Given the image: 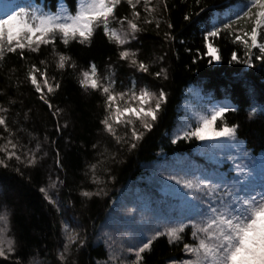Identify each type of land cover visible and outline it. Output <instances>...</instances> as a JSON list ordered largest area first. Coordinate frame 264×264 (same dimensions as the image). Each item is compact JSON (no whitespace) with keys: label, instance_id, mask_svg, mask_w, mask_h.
Returning a JSON list of instances; mask_svg holds the SVG:
<instances>
[{"label":"snow or ice","instance_id":"snow-or-ice-1","mask_svg":"<svg viewBox=\"0 0 264 264\" xmlns=\"http://www.w3.org/2000/svg\"><path fill=\"white\" fill-rule=\"evenodd\" d=\"M124 4L128 6L127 14L121 16L118 13ZM194 6L199 8L198 12L183 15V20L190 24L195 23L193 17L201 18V14L211 11L202 0H194ZM3 9L0 10V62L8 54L27 61L24 77L18 79L17 86L29 85L38 101L47 107L57 136L63 135L68 123H60L66 109L52 101L62 90L63 77L69 70L76 74L82 91L101 97L103 115L99 124L102 132L114 141L117 152L111 156L99 154L103 159L98 158L90 165L91 183L96 185V191H82L81 196L88 199L106 196L108 184L117 179L107 162L115 163L121 150L135 151L157 127L169 102V93L162 85L153 90L151 82L142 83L135 78L139 74L153 80H168V69L158 67L164 56L142 58L140 49L132 46L148 26L155 24L159 32L161 20L157 17L169 13L168 0H74V11L64 7L63 0H53L51 4L48 0H31L23 7L4 4ZM166 27L165 42L175 43V25L168 21ZM98 30H102L105 39L114 45L117 57L116 62L108 57L103 73L94 58L81 68L68 53L73 43L91 46ZM200 32L203 52L196 49L191 65L205 59L212 66L222 63L217 41L226 38L242 48L244 54L241 59L234 48L228 64L244 65L251 70L259 65L264 71V0H230L218 14L202 21ZM46 48L51 50V61L47 58L37 62L29 60L30 54H40ZM185 50L192 52L191 48ZM117 64L131 70L133 78L128 86L117 79ZM5 95L0 91V96ZM254 95L253 92L249 96L248 115L250 118L264 117V107L258 110L251 103ZM7 103L9 107L0 105V166L8 168L10 162L15 161L26 167H36L42 160L43 142L33 138L35 147L30 146L31 141L29 144L22 142L19 133L23 130L16 128L17 122L10 119L11 107L16 101L10 99ZM235 111V107L217 103L209 96L197 110L178 119L169 142L172 145L198 143L211 151L226 141L230 149L235 146L242 149L241 125L225 121L226 114ZM45 139L50 144L57 142ZM97 148V144L92 145L94 151ZM244 155L251 157V153ZM55 156L56 167L62 169L59 148ZM239 159L233 156L232 170L226 174L197 171L164 177L165 182L178 186L182 199L178 214L166 217L152 214L142 218L138 225H130L129 231L121 233L118 248L111 234L105 232L106 264L113 261L128 264L129 260L131 264H145V254L161 237H166L169 245H182L184 258L172 260L171 264H264V167L257 173L249 164L237 162ZM100 164L105 165L103 179L97 175ZM14 170L20 172L19 167ZM66 183V179L57 175L55 180L39 189L61 217L62 241L56 264H69L74 251L78 252L89 243L86 227L77 222L75 215H69L75 205L60 198V189ZM135 214V210L130 211L129 218L134 220ZM7 221L8 213L0 212V224L6 226ZM4 234L5 227H0V257L7 258L14 255L16 249L11 239L5 245ZM30 264H39V261L33 258Z\"/></svg>","mask_w":264,"mask_h":264},{"label":"trees","instance_id":"trees-1","mask_svg":"<svg viewBox=\"0 0 264 264\" xmlns=\"http://www.w3.org/2000/svg\"><path fill=\"white\" fill-rule=\"evenodd\" d=\"M4 4L25 6L31 0H4ZM230 0H202V4L209 5L211 11L201 14V18L193 17L195 23L190 24L183 20L185 12H198L194 0H168L169 13L158 16L161 20L159 32L155 24L146 28L138 42L133 43L139 48L143 57L156 58L164 56L163 63L158 67L168 69V80H153L152 77H142L136 74V79L142 83L151 82L155 90L163 86L169 93V102L156 128L148 133L145 140L135 151L121 150L115 163L108 161L116 182L107 186V195L93 196L91 199L81 196L82 191H96V185L91 183L90 165L97 162L100 153L108 156L117 152L114 141L102 132L99 120L102 118V99L98 94L85 93L78 84L76 74L69 70L63 77L62 90L52 101L66 109L61 116L60 123H68L62 136L54 132V120L46 106L38 101L29 85L17 86L18 79H23L27 61L21 60L18 55L8 54L0 62V91L6 93L0 96V105L9 107L7 101L15 100L11 107V121H15L16 128L22 129L19 133L23 143L35 147V139L43 142L42 160L36 167H26L24 164L10 162L8 168L0 166V212L8 213L9 234L11 235L16 252L7 258L0 257V264H30L35 258L39 264H56L58 252L61 249L62 230L58 213L45 201L40 187L46 186L59 175L66 179V186L60 189V198L71 201L75 207L69 215H75L79 224L87 229L88 246L73 253L69 264H99L108 254L102 242H97V224L104 221L111 200L123 194L128 185H135L145 178L150 171L151 164L166 158H175L179 155H191L199 146L198 143H181L172 145L169 137L177 125L181 106L187 91L192 86H198L204 95L214 100L228 99L237 111L229 112L225 121L229 124L239 123L240 139L246 142L253 153L264 150V117L257 115L250 118L249 96L254 92L251 103L259 110L264 107V71L259 65L251 70L244 65L228 64L231 52L236 48L238 55L243 59V49L233 45L229 39L217 41L222 56V63L209 65L207 60L191 65V57L196 49L203 52V41L200 27L202 21L218 14L228 6ZM53 3V0H48ZM63 6L74 11V0H63ZM127 5L120 7L119 15H126ZM5 10V9H3ZM175 25V43L169 44L164 40L167 31L166 23ZM183 41V43H181ZM61 47V45H58ZM191 48L189 53L185 49ZM77 64L83 68L88 60L95 59L101 73L105 71L108 57L117 61L115 47L105 39L102 30H98L91 46H81L73 43L68 48ZM47 58L52 60L50 49H43L40 54H30L29 60L37 62ZM191 66V67H190ZM190 67V70H189ZM156 70V69H154ZM133 74L126 65L117 64V79L129 85ZM31 110V111H29ZM122 134V130H121ZM57 141L50 144L48 140ZM69 141H71L69 143ZM2 143V141H0ZM97 144L94 151L92 145ZM59 148L63 168L56 167L55 150ZM20 168V172L14 169ZM104 164L97 167V175L103 176ZM142 184V183H141ZM126 194V193H125ZM124 194V195H125ZM184 258L182 245H169L166 237H161L153 245L150 252L145 254V264H171L172 260Z\"/></svg>","mask_w":264,"mask_h":264},{"label":"rangeland","instance_id":"rangeland-1","mask_svg":"<svg viewBox=\"0 0 264 264\" xmlns=\"http://www.w3.org/2000/svg\"><path fill=\"white\" fill-rule=\"evenodd\" d=\"M3 3L4 1L0 0V10ZM207 97L202 93L200 87L192 86L186 93L179 118L197 110ZM216 102L231 104L228 100H217ZM240 141L243 145L242 149L240 146L230 149L227 147V142L224 141L215 150L206 151L203 145L199 144V147L191 155H179L175 158L164 157L163 160L151 164L149 174L145 178L137 181L135 185H128L118 198H112L104 221L97 224L95 240L102 242L108 252V243L103 235L105 232L111 234L115 247L118 248L121 243V233L129 231L128 226L130 225H138L142 218L152 214L161 217L178 214V210L182 206V199L178 195V186L164 180V177L170 174L197 171L226 174L232 170L233 156L240 158L237 162L247 163L257 173H260L264 167V150L255 154L247 147L244 140L240 139ZM245 152L251 153V157L245 158ZM132 210H135L136 213L134 220L130 219L128 215ZM0 227H5V245L9 239L13 241L9 234V221L6 226L0 224ZM70 227H75V225H70ZM99 264H106V259L99 261ZM112 264L115 262L113 261ZM128 264H131L130 260Z\"/></svg>","mask_w":264,"mask_h":264}]
</instances>
